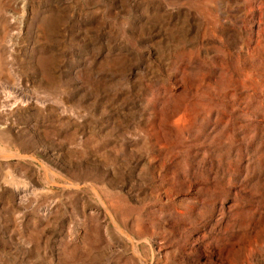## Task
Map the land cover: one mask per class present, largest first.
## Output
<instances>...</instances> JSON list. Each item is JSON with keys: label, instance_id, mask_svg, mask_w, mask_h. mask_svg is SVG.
I'll use <instances>...</instances> for the list:
<instances>
[{"label": "rangeland", "instance_id": "obj_1", "mask_svg": "<svg viewBox=\"0 0 264 264\" xmlns=\"http://www.w3.org/2000/svg\"><path fill=\"white\" fill-rule=\"evenodd\" d=\"M10 3L0 264H264V0Z\"/></svg>", "mask_w": 264, "mask_h": 264}, {"label": "built area", "instance_id": "obj_2", "mask_svg": "<svg viewBox=\"0 0 264 264\" xmlns=\"http://www.w3.org/2000/svg\"><path fill=\"white\" fill-rule=\"evenodd\" d=\"M29 0H11L9 7L6 10V16L11 24L7 39V55L10 69L14 70V62L12 57L15 54L16 43L21 37L28 12ZM17 105L15 102L10 108Z\"/></svg>", "mask_w": 264, "mask_h": 264}, {"label": "bare ground", "instance_id": "obj_3", "mask_svg": "<svg viewBox=\"0 0 264 264\" xmlns=\"http://www.w3.org/2000/svg\"><path fill=\"white\" fill-rule=\"evenodd\" d=\"M27 18H28V16H27Z\"/></svg>", "mask_w": 264, "mask_h": 264}]
</instances>
